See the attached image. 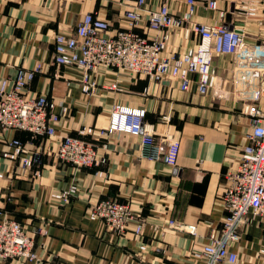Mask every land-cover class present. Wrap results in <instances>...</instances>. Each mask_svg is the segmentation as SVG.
<instances>
[{"label":"crops","instance_id":"obj_1","mask_svg":"<svg viewBox=\"0 0 264 264\" xmlns=\"http://www.w3.org/2000/svg\"><path fill=\"white\" fill-rule=\"evenodd\" d=\"M164 1L178 15L187 9V0H146L137 28L141 35L154 33L148 27V11ZM196 1L194 21L232 27L240 22L235 4L245 0H218L217 10L205 8V0ZM127 8L121 0H0V82L18 67L41 65L26 92L29 97L48 96L61 117L54 136L0 129V219H17L36 232L39 264H205L193 252L209 242L212 229L221 227L227 213L222 198L225 174L239 162L251 129L243 102L235 96L228 57L216 62L219 74L228 80L223 95H202L195 85L183 91L178 80L158 82L114 67L92 73L96 91L89 93L82 89L81 69L54 61L56 33H74L88 12L121 29ZM221 10L226 11L223 19ZM246 33L248 41L264 43V25L257 21L249 23ZM198 42L195 35L185 38L176 31L169 45L175 52H186ZM115 83L118 88H110ZM115 104L144 110L147 130L156 138L179 142L175 165L152 158L140 136L107 131ZM260 107L264 109V101ZM89 127L93 135L80 134ZM103 129L107 134H100ZM66 135L93 142L105 162L77 169L60 160L55 153ZM16 139L30 151H40L44 165L25 169L20 158L4 156L14 151L9 142ZM71 186L78 193L67 202L53 195ZM106 198L130 202L145 218L143 233L135 234V222L117 234L103 220H92L91 205ZM248 217L240 241L229 244L238 254L236 262L223 264H264L263 220L253 212ZM169 219L195 226V234L164 228ZM0 264L25 263L0 258Z\"/></svg>","mask_w":264,"mask_h":264},{"label":"built area","instance_id":"obj_2","mask_svg":"<svg viewBox=\"0 0 264 264\" xmlns=\"http://www.w3.org/2000/svg\"><path fill=\"white\" fill-rule=\"evenodd\" d=\"M205 1V8L220 9L218 0ZM121 2L128 5L124 13L125 26L114 30L108 20L88 12L79 21L74 33L55 34L54 61L81 69L82 89L89 93L96 91V83L90 79L92 73L100 67H114L158 82L178 80L183 91L195 85L202 95L210 92L223 95V84L228 80L221 77L216 62L223 56L230 59L236 99L243 102L242 112L251 120L249 143L243 147L237 165L225 174L222 198L227 213L221 227L213 228L209 242L194 251L193 255L204 258L205 264L235 263L238 254L229 248V244L240 241V230L249 220V213L260 216L264 223V109L260 107L264 101V43L248 41L246 33L250 22L264 25V0H245L235 4L240 22L232 27L224 23L194 21L198 8L196 0H187V9L180 15L164 1L148 11V27L154 32L149 36L137 31L144 18L141 9L146 0ZM220 17L225 18L226 11L221 10ZM176 31L185 38L193 34L199 42L186 52H175L169 44ZM40 71L41 65L34 68L21 66L13 76L1 80L0 129H17L35 136L56 135V125L61 117L55 110V102L46 95L29 97L26 92ZM110 88L117 89L118 85L112 84ZM144 116V110L115 104L107 131L140 136L143 144L151 148L152 158L175 165L179 142L156 138L146 129ZM94 131V128H84L80 134L93 135ZM107 131L103 129L100 134H107ZM9 146L14 151L7 150L4 156L20 158L23 168L44 165L40 151H30L17 139L9 142ZM55 155L77 169L96 167L105 162L98 156L95 144L83 136H63ZM77 193V187L71 186L53 195L67 202ZM89 217L103 220L106 228L117 234H124L134 222L137 235H141L145 227V218L135 213L130 202L114 198L94 202ZM165 225L164 228H177L195 234V226L174 219H169ZM145 248V245L140 247L141 250ZM261 252L264 253V249ZM0 258L39 264L41 258L36 249V232H30L17 219H0Z\"/></svg>","mask_w":264,"mask_h":264}]
</instances>
